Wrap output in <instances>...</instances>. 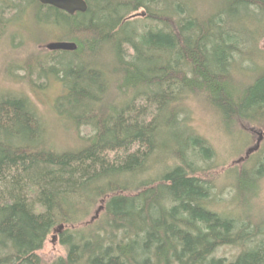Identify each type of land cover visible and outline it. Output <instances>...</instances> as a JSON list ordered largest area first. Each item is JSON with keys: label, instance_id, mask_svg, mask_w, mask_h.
<instances>
[{"label": "trees", "instance_id": "trees-1", "mask_svg": "<svg viewBox=\"0 0 264 264\" xmlns=\"http://www.w3.org/2000/svg\"><path fill=\"white\" fill-rule=\"evenodd\" d=\"M86 2L69 14L0 0V39L25 18L39 32L32 43L77 44L34 50L7 75L24 70L31 88L59 82L57 114L93 130L55 149L30 96L0 93V264H264V213L253 212L264 178V0ZM199 107L230 133L263 131L258 159L244 153L254 162L236 172L237 210L213 198L228 168L212 163L218 151L193 123ZM55 232L66 251L46 261Z\"/></svg>", "mask_w": 264, "mask_h": 264}, {"label": "rangeland", "instance_id": "rangeland-1", "mask_svg": "<svg viewBox=\"0 0 264 264\" xmlns=\"http://www.w3.org/2000/svg\"><path fill=\"white\" fill-rule=\"evenodd\" d=\"M7 13H9V11ZM25 21V18H22L23 24ZM22 22L18 21L15 25H11L9 27L10 31L7 33L5 32L3 35L5 38L0 39V93L12 92L30 96L41 116L45 130L48 132L47 137L49 138L47 139L51 145L54 146L53 148L58 150L76 148L81 142L80 138L91 135L93 130L91 127L87 126H74L73 122L57 114L55 101L62 92L61 84L56 81H51L45 87L38 86L43 83V80H41L37 82V86L31 88L25 79L26 72L24 70L11 68L12 72H10V75L6 73V68L10 61L16 60L21 62L34 50H48L46 49V44L51 42L50 40H48L49 42L46 40L39 44L32 43L31 40L38 38L39 32L34 28V25H22ZM25 27H30V32L24 31ZM14 36L15 38H12ZM22 40H29L31 42L27 41L24 43L23 47L18 46L20 44L19 42ZM260 46L264 48V40L261 42ZM3 72H5V74ZM192 117H194L193 123L197 131H199L200 134H204V136L214 144L218 151V160L214 159L212 163L215 164V161L223 162L224 167L228 168V171H225L226 174L223 172L224 176L218 177L213 184L215 189L213 198L214 200H218V203L221 202L218 204V209L230 208L232 210H237L238 205H230L236 194L234 182L236 172L238 173V171L245 166L251 165L252 162H254L252 160L256 157L258 159V154L260 153L256 151V153L251 156L252 160L249 163L241 160L244 153L261 140L263 131L257 126L258 129L252 128L250 131L245 130L244 133L239 135L230 133L225 129L223 130L217 122L214 121V115L211 110L202 107L196 109ZM261 128L264 129V126H261ZM219 167H221V165ZM260 185V191L255 200L253 209V212L256 214L264 213V178ZM94 208L92 214H95L97 207ZM246 210L247 207L243 209L244 212ZM52 241L53 238L50 237L45 248L41 251V256L46 261H51L63 255L66 251V247L61 243H52ZM235 252L236 249L232 246H226L221 248L220 255L231 258Z\"/></svg>", "mask_w": 264, "mask_h": 264}, {"label": "water", "instance_id": "water-1", "mask_svg": "<svg viewBox=\"0 0 264 264\" xmlns=\"http://www.w3.org/2000/svg\"><path fill=\"white\" fill-rule=\"evenodd\" d=\"M39 1L42 4L51 5L61 10H64L69 14H74L76 12H85L88 9V4L86 0H39ZM46 48L50 51H56V50L74 51L77 49V44L75 42L67 41V40H56V41H51L47 43ZM260 142L261 140H259L255 146L250 147L248 151L246 152V156L258 150L260 147ZM99 210L96 213V217L98 216L100 212ZM62 228H63V225H60L58 232H60ZM56 239H57V233L55 232L53 234V243L56 242Z\"/></svg>", "mask_w": 264, "mask_h": 264}, {"label": "bare ground", "instance_id": "bare-ground-1", "mask_svg": "<svg viewBox=\"0 0 264 264\" xmlns=\"http://www.w3.org/2000/svg\"><path fill=\"white\" fill-rule=\"evenodd\" d=\"M214 4V3H213ZM225 4V3H224ZM220 5H221V3H220ZM218 6V5H217ZM223 6V5H222ZM217 8V7H216ZM213 9V8H212ZM225 9V8H224ZM214 13H215V11H214ZM264 25V24H263ZM254 61V60H253ZM4 74H5V72H3ZM9 77V76H8ZM240 81V80H239ZM235 83V82H234ZM238 84V83H237ZM244 84H245V82H244ZM248 84V83H247ZM246 85V84H245ZM237 87H239V86H237ZM240 88V87H239ZM40 89V88H39ZM109 94V93H108ZM107 94V95H108ZM63 102H64V100H63ZM53 105V104H52ZM35 106V105H34ZM192 113V112H191ZM219 116V115H218ZM220 118V117H219ZM46 121V120H45ZM188 121V120H187ZM219 121V120H218ZM190 122V121H189ZM222 123V122H221ZM187 124V123H186ZM224 125V124H223ZM192 126V125H191ZM197 126V125H196ZM49 127V126H48ZM74 128H76V127H74ZM192 129H194L193 127H192ZM195 130V129H194ZM222 130V129H221ZM223 130H224V128H223ZM46 133H48V132H46ZM44 136H45V134H44ZM48 138V137H47ZM80 138V137H79ZM81 139V138H80ZM86 141V140H85ZM84 142V141H83ZM85 144H87V143H85ZM83 146V145H82ZM234 147H235V145H234ZM233 147V148H234ZM70 150V149H69ZM75 150V149H74ZM256 152V151H255ZM250 155V154H249ZM252 166V165H251ZM218 191V190H217ZM219 203H221V202H219ZM218 203V204H219Z\"/></svg>", "mask_w": 264, "mask_h": 264}]
</instances>
